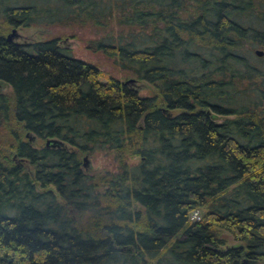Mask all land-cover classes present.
Listing matches in <instances>:
<instances>
[{"label": "trees", "instance_id": "obj_1", "mask_svg": "<svg viewBox=\"0 0 264 264\" xmlns=\"http://www.w3.org/2000/svg\"><path fill=\"white\" fill-rule=\"evenodd\" d=\"M32 26L88 30L149 93L58 37L7 39ZM256 49L264 0H0V264H264Z\"/></svg>", "mask_w": 264, "mask_h": 264}, {"label": "rangeland", "instance_id": "obj_2", "mask_svg": "<svg viewBox=\"0 0 264 264\" xmlns=\"http://www.w3.org/2000/svg\"><path fill=\"white\" fill-rule=\"evenodd\" d=\"M17 31L20 35V37L17 40L24 43L32 42L36 40H44L51 37H58L59 43L69 48L73 56L81 60L96 64L101 71L100 77L101 80L103 81H105L110 77H116L121 82H124L130 77H132L126 72L122 71L115 64L112 58L105 56L100 51H94L93 49L88 47V42L94 38V35L90 33L88 30L60 28V27H51L46 29L44 27L32 26L26 28L18 27ZM10 32L11 30L9 31V33ZM136 85L140 86L138 90L141 95H147L149 93L150 87L145 81H138L136 82ZM3 91L9 92L10 87L8 85H5ZM84 157H87L88 159V163L86 167L83 166ZM81 159H82L83 169L89 173L103 170L105 168L113 169L112 160L108 159V156L102 153L97 154L95 156L85 154L81 157ZM137 160H138L137 157H132L128 160V162L135 163L137 162ZM203 212H204L203 208L200 210L193 211L191 213V218L199 219V217L202 215ZM221 237L226 241L228 245L237 246L240 244L227 231H223Z\"/></svg>", "mask_w": 264, "mask_h": 264}, {"label": "water", "instance_id": "obj_3", "mask_svg": "<svg viewBox=\"0 0 264 264\" xmlns=\"http://www.w3.org/2000/svg\"><path fill=\"white\" fill-rule=\"evenodd\" d=\"M19 37H20V35H19L16 28H13L11 30V32L7 35L8 40L15 41L17 44L19 42L16 40ZM255 54L258 56H262L264 54V51L260 50V49H256ZM124 84H128L131 88H134L135 90H138V88L140 87L139 85H136V79H134V78L127 79L126 81H124ZM26 137H28L30 141H33L35 138L31 133H26ZM45 144H46V146H59L61 144V141L51 138V139H47ZM83 161H84L83 166L86 167L87 163H88L87 157H84Z\"/></svg>", "mask_w": 264, "mask_h": 264}]
</instances>
